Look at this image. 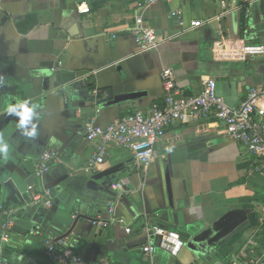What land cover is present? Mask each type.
Instances as JSON below:
<instances>
[{
  "label": "crops",
  "instance_id": "obj_1",
  "mask_svg": "<svg viewBox=\"0 0 264 264\" xmlns=\"http://www.w3.org/2000/svg\"><path fill=\"white\" fill-rule=\"evenodd\" d=\"M136 2L0 0V134L10 145L8 158L0 155V205L17 210L3 244L7 264H48L45 240L70 227V245L87 261L147 264L142 247L157 245L158 238L143 227L153 224L186 238L207 234L196 254L186 244L177 256L156 246L158 264L264 256V224L258 222L264 174L254 171L256 161L243 145L223 134L221 121L169 124L147 166L136 164L128 149L109 144L98 170L84 171L96 147L86 138V122L95 116L105 125L162 104L163 68L173 70L183 96L198 94L202 80L214 78L216 93L231 106L240 104L249 87L264 85V56L242 51L264 39V0H229L226 6L219 0H157L144 9ZM174 10L183 25L171 16ZM137 14L170 36L154 51H137L129 32ZM191 20L202 24L190 28ZM95 89L100 100L94 105ZM117 96L132 97L112 102ZM25 98L40 115L34 139L24 137L18 118L5 113L8 103ZM45 148H55L58 156L40 183L33 173ZM116 165L114 173L92 182ZM116 183L121 194L112 188ZM33 184L51 188L50 207L28 203L26 190ZM110 200L124 225L111 221ZM97 219L109 223L94 224Z\"/></svg>",
  "mask_w": 264,
  "mask_h": 264
},
{
  "label": "built area",
  "instance_id": "obj_2",
  "mask_svg": "<svg viewBox=\"0 0 264 264\" xmlns=\"http://www.w3.org/2000/svg\"><path fill=\"white\" fill-rule=\"evenodd\" d=\"M157 0H137L136 6L144 9L155 3ZM168 2L172 0H166ZM223 6L229 0H219ZM78 7L79 11H82ZM171 16L183 25L180 11H171ZM200 20H191L190 28L201 25ZM138 52L154 51L160 42L169 39V35H160L147 26L143 16L137 14L134 17L132 26L129 27ZM245 55H263L264 43L249 44L242 48ZM160 81L164 90L163 103H152L149 110L137 109L117 120L105 125L97 123L96 117H91L85 124L86 138L89 141H96L95 152L88 159L84 168L87 173H94L104 162L106 147L109 144L118 145L128 149L136 164L147 166L154 157V148L164 136L167 126L173 122L201 121L214 118L224 125L223 134L229 139L243 145L256 161L254 171L264 174V85L259 87L251 86L247 89L245 98L237 106H231L216 93V81L212 77L202 80L201 90L196 95L183 96L176 87L174 72L171 68H163L160 73ZM95 105L100 100L98 90L93 91ZM98 111V109H97ZM58 156L55 148H45L39 155L33 173L34 179L42 183L51 162ZM112 188L123 191L120 183L112 184ZM27 201L33 206L50 207L52 205L51 188L40 185H29L27 187ZM107 210L112 216L111 221L124 225L121 217L114 215V202H107ZM0 213L4 217L0 223V264H7L4 256L3 244L9 242L10 232L14 226L17 210L12 207L0 205ZM110 221V222H111ZM258 222L264 224V204L260 207ZM94 224L106 225L109 222L101 219L93 220ZM126 233L132 231V227H124ZM146 234L158 238L157 245L147 243L142 247L146 255L147 264H158L154 256L157 247L168 252L171 256H177L184 246L179 232L166 229L160 225H145ZM73 231L63 232L56 237H49L45 240V256L48 264H110L108 261L91 262L87 261L80 254L76 253L69 242L68 236ZM220 264H264V256L245 255L228 262Z\"/></svg>",
  "mask_w": 264,
  "mask_h": 264
},
{
  "label": "clouds",
  "instance_id": "obj_3",
  "mask_svg": "<svg viewBox=\"0 0 264 264\" xmlns=\"http://www.w3.org/2000/svg\"><path fill=\"white\" fill-rule=\"evenodd\" d=\"M5 113L9 116L18 118L16 128L24 137L34 139L38 136L40 115L37 111V106L33 105L30 99H18L15 103H8L5 108ZM9 149L10 145L6 142L5 137L0 134V155L7 159L9 156ZM167 150L170 152L171 148Z\"/></svg>",
  "mask_w": 264,
  "mask_h": 264
},
{
  "label": "water",
  "instance_id": "obj_4",
  "mask_svg": "<svg viewBox=\"0 0 264 264\" xmlns=\"http://www.w3.org/2000/svg\"><path fill=\"white\" fill-rule=\"evenodd\" d=\"M157 34H159V33L157 32ZM129 97H132V96H117V97H115V99L112 102L121 101L124 98H129ZM108 98L109 99L112 98L110 90H108ZM119 166L120 165H116V166H113L112 168H109L107 170H104V171L98 173L97 175L92 177V182H95L96 180H99L103 177H106V176L114 173ZM89 186H91V185H89ZM236 223H238V221H236L234 224H231L229 226V228L233 227ZM71 230L73 231V227L67 228L66 232H69ZM181 238H182L183 244H186L188 247H190L191 250L196 254L199 252V250L197 249V245L202 243L207 238V234L206 233H200V234L193 236L192 238L182 237V235H181Z\"/></svg>",
  "mask_w": 264,
  "mask_h": 264
},
{
  "label": "rangeland",
  "instance_id": "obj_5",
  "mask_svg": "<svg viewBox=\"0 0 264 264\" xmlns=\"http://www.w3.org/2000/svg\"><path fill=\"white\" fill-rule=\"evenodd\" d=\"M254 43H256V44H259V43H264V39H263V40H261L260 42H254Z\"/></svg>",
  "mask_w": 264,
  "mask_h": 264
}]
</instances>
